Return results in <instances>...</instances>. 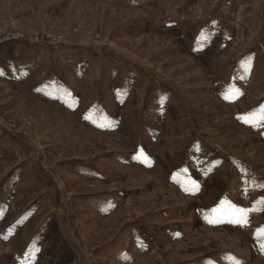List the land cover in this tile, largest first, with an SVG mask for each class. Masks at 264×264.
<instances>
[{
	"label": "rangeland",
	"instance_id": "rangeland-1",
	"mask_svg": "<svg viewBox=\"0 0 264 264\" xmlns=\"http://www.w3.org/2000/svg\"><path fill=\"white\" fill-rule=\"evenodd\" d=\"M0 219V264H264V0H0Z\"/></svg>",
	"mask_w": 264,
	"mask_h": 264
},
{
	"label": "built area",
	"instance_id": "built-area-1",
	"mask_svg": "<svg viewBox=\"0 0 264 264\" xmlns=\"http://www.w3.org/2000/svg\"><path fill=\"white\" fill-rule=\"evenodd\" d=\"M19 37H20V36H18V37H14V38H16V39H17V38H19ZM8 127H9V126H8ZM9 128H10V127H9ZM18 130H19V129H18ZM22 130H23V128H22Z\"/></svg>",
	"mask_w": 264,
	"mask_h": 264
},
{
	"label": "trees",
	"instance_id": "trees-1",
	"mask_svg": "<svg viewBox=\"0 0 264 264\" xmlns=\"http://www.w3.org/2000/svg\"><path fill=\"white\" fill-rule=\"evenodd\" d=\"M1 220V219H0Z\"/></svg>",
	"mask_w": 264,
	"mask_h": 264
}]
</instances>
